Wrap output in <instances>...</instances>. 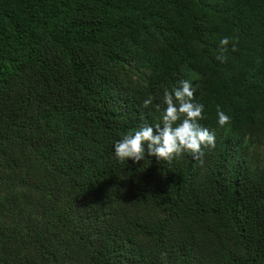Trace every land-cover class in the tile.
Here are the masks:
<instances>
[{
	"label": "trees",
	"instance_id": "trees-1",
	"mask_svg": "<svg viewBox=\"0 0 264 264\" xmlns=\"http://www.w3.org/2000/svg\"><path fill=\"white\" fill-rule=\"evenodd\" d=\"M185 79L203 163L118 161ZM0 264H264V0H0Z\"/></svg>",
	"mask_w": 264,
	"mask_h": 264
},
{
	"label": "clouds",
	"instance_id": "clouds-1",
	"mask_svg": "<svg viewBox=\"0 0 264 264\" xmlns=\"http://www.w3.org/2000/svg\"><path fill=\"white\" fill-rule=\"evenodd\" d=\"M230 43L235 51L237 38L225 36L219 41L216 59L222 63L227 60V46ZM179 85L172 92L164 89L161 103L155 105L160 113L159 122L142 125L115 142L114 155L118 161L125 162L129 158L133 162L142 160L146 145L148 155L155 156L160 161L170 163L174 158L188 153L203 163V148L215 147V134L199 123L204 118V105L195 102L196 89L192 82L185 79L179 81ZM142 103L147 108L152 105L153 97L149 95ZM216 113L219 127L223 128L231 123V117L219 105Z\"/></svg>",
	"mask_w": 264,
	"mask_h": 264
}]
</instances>
